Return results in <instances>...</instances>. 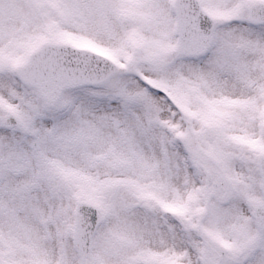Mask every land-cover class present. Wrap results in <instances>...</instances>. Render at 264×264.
<instances>
[{"label": "snow or ice", "instance_id": "1", "mask_svg": "<svg viewBox=\"0 0 264 264\" xmlns=\"http://www.w3.org/2000/svg\"><path fill=\"white\" fill-rule=\"evenodd\" d=\"M0 264H264V0H0Z\"/></svg>", "mask_w": 264, "mask_h": 264}]
</instances>
